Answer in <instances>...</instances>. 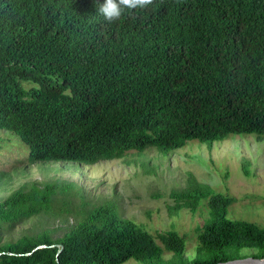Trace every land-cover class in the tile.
<instances>
[{
    "label": "trees",
    "instance_id": "obj_1",
    "mask_svg": "<svg viewBox=\"0 0 264 264\" xmlns=\"http://www.w3.org/2000/svg\"><path fill=\"white\" fill-rule=\"evenodd\" d=\"M0 130L18 136L38 166H93L231 136L261 142L264 0H154L111 24L96 0H0ZM243 170L250 175L247 162ZM18 175L0 171V193ZM86 195L75 182L52 179L0 198V264L264 259V227L229 219L236 199L192 173L170 192L169 209L196 212L206 201L193 259L177 231L154 237L123 218L116 202ZM41 217L65 224L62 236L44 230L3 241L5 230Z\"/></svg>",
    "mask_w": 264,
    "mask_h": 264
},
{
    "label": "rangeland",
    "instance_id": "obj_2",
    "mask_svg": "<svg viewBox=\"0 0 264 264\" xmlns=\"http://www.w3.org/2000/svg\"><path fill=\"white\" fill-rule=\"evenodd\" d=\"M243 162L248 163L249 176L244 173ZM14 168L19 170V175L14 176L13 184L0 193V198L30 181H72L85 191L88 200L97 204L106 200L116 202L123 218L141 225L154 237L160 232L177 231L186 239L189 259L196 254V227L208 220L209 212L206 201L196 212L170 211L173 201L169 194L173 189L185 186L188 173L216 193L236 199L229 208V219L264 227V140L258 142L255 135L231 136L211 147L194 141L166 154L155 148L142 154L131 152L120 160L76 167L32 165L29 149L20 138L0 130V171L8 172ZM79 202L76 199V203ZM44 230H49L55 239L62 236L66 225L49 217L34 218L5 230L3 241H16ZM157 242L161 245L159 240ZM165 255V258L169 257L167 251ZM124 264L140 263L129 260Z\"/></svg>",
    "mask_w": 264,
    "mask_h": 264
},
{
    "label": "clouds",
    "instance_id": "obj_3",
    "mask_svg": "<svg viewBox=\"0 0 264 264\" xmlns=\"http://www.w3.org/2000/svg\"><path fill=\"white\" fill-rule=\"evenodd\" d=\"M154 0H96L97 14L109 24L118 22L125 16H133L136 10L147 9Z\"/></svg>",
    "mask_w": 264,
    "mask_h": 264
},
{
    "label": "water",
    "instance_id": "obj_4",
    "mask_svg": "<svg viewBox=\"0 0 264 264\" xmlns=\"http://www.w3.org/2000/svg\"><path fill=\"white\" fill-rule=\"evenodd\" d=\"M45 247L46 246H40L39 248H45ZM220 264H264V259L247 257V258L237 259V260L229 261L227 263H220Z\"/></svg>",
    "mask_w": 264,
    "mask_h": 264
}]
</instances>
